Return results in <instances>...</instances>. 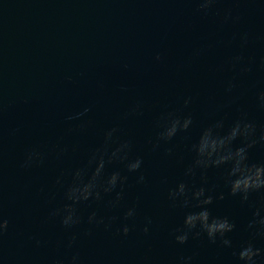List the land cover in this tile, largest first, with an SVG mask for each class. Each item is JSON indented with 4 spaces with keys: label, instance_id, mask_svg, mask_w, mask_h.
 Instances as JSON below:
<instances>
[{
    "label": "water",
    "instance_id": "95a60500",
    "mask_svg": "<svg viewBox=\"0 0 264 264\" xmlns=\"http://www.w3.org/2000/svg\"><path fill=\"white\" fill-rule=\"evenodd\" d=\"M197 9L196 0H0V212L9 221L0 264H69L76 252L82 264H180L189 256L191 264H243L234 255L240 245L252 239L264 249V237L253 238L248 228L254 211L264 215V192L251 193L244 204L228 195V165L186 175L195 159L192 146L217 121L227 131L246 118L257 139L264 130L258 100L264 91V0H219L207 15ZM229 9L238 20L224 22ZM244 33L248 42L242 45ZM234 56L243 57L235 67ZM136 105L140 110L132 113ZM85 107V116L68 119ZM170 112L191 115L192 125L171 141H158V121ZM113 128L112 146L129 141V159L140 158L142 166L129 172L126 161L106 164L105 176L127 177L119 205L108 202L120 187L77 205L81 223L66 229L50 214L68 203L72 174L87 166ZM33 149L44 153L43 162L24 167ZM249 162L264 164V144L249 150ZM181 182L225 194L208 208L236 224L228 233L232 247L212 244L204 234L176 243L185 216L200 210L173 206L169 192ZM130 207L136 216L125 220ZM93 212L116 219L109 229L90 225ZM125 223L127 236L117 232ZM73 235L75 245L68 248Z\"/></svg>",
    "mask_w": 264,
    "mask_h": 264
},
{
    "label": "clouds",
    "instance_id": "9594fccd",
    "mask_svg": "<svg viewBox=\"0 0 264 264\" xmlns=\"http://www.w3.org/2000/svg\"><path fill=\"white\" fill-rule=\"evenodd\" d=\"M198 4L197 11L207 15L219 0H196ZM239 17H233L231 10H226L223 17L224 22L229 20H238ZM242 45L247 44L248 34L244 33L241 36ZM157 60L161 57L157 55ZM242 56H234L231 60L233 67L240 64ZM248 67H242L241 71H250ZM234 87L232 82L228 84V91ZM261 106L264 107V91H261L258 96ZM191 100L184 101L187 107ZM140 105H136L131 109L132 113H138ZM90 111V108L85 107L83 111L69 116V120L79 119L85 116ZM2 112V106H0ZM191 115L184 117L178 116L175 113H167L158 121L157 126L161 128L158 136V141H171L178 132L187 131L192 125ZM118 130L116 128L105 132L104 143L101 147L95 149L88 160L86 167L77 169L72 174V182L67 187L64 197L68 201L62 208H56L51 212L52 217H59L60 223L70 229L81 223V217L78 214L77 205L89 200L99 201L102 199V193L108 194L116 191L118 187L121 191L116 192L114 200L108 203L111 207L119 205L123 198V185L127 181L126 176H122L119 172H113L108 176L104 175L106 164L113 161L127 162L126 167L129 172H138L143 161L140 158L134 160L129 159L131 143L129 141H121L116 144L113 139L114 134ZM257 129L254 123L246 118H241L235 121L227 131H224V122L217 121L214 125L206 128L200 135L196 144L192 146L195 152L193 164L186 170V175H195L196 170L200 169L206 172L210 168H219L228 165V173L226 182L228 185V195L239 197L241 204L247 203L251 193L264 192V164L250 163L249 150L254 148L257 143L264 144V130L261 131L259 138L256 136ZM242 141L238 147H233L234 142ZM158 146V144L156 145ZM65 149H60L62 154ZM171 152V150H169ZM44 153L38 150H30L26 153L24 167H30L32 164L43 162ZM92 168L89 174L88 169ZM206 183V178L202 176ZM60 183V180L57 181ZM138 183L144 182V176L140 175L137 178ZM169 199L173 202V206L180 204L183 207H196L199 211L188 213L183 222V226L175 230L174 239L178 244H186L189 238H199L202 234L206 235L208 241L212 244L219 242L224 247H232V240L228 237V233L235 230L236 224L228 217L213 216L209 211L208 206L212 205L215 200H224L225 194L221 192L219 195H212L210 190L205 187L190 189L184 182L179 183L176 188L169 192ZM193 201L195 204H193ZM136 216L135 207H130L124 213V219H134ZM115 217L108 218L98 217L95 212L91 213L87 218V223L90 225H103L105 229L111 227ZM147 224H151L148 219ZM248 228L252 230V236L264 237V215H261L260 209L253 212V218L248 223ZM9 229V221L0 212V240ZM131 231L130 226L125 223L119 229L118 234L127 236ZM143 232L147 234L149 227L146 225ZM76 236L73 235L69 240L67 247L72 248L75 245ZM36 243L39 245L40 241ZM239 261L243 264H257L258 258L264 257V249L256 247L253 240L250 239L240 245L238 252L234 253ZM192 257H181L180 264H191ZM55 264H64L63 261L57 260ZM69 264H82L78 252L71 256Z\"/></svg>",
    "mask_w": 264,
    "mask_h": 264
}]
</instances>
